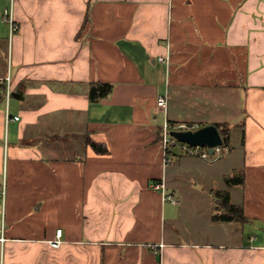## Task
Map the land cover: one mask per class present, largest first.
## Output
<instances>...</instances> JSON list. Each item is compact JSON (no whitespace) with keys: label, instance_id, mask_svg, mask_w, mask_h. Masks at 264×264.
<instances>
[{"label":"crops","instance_id":"0c3cea01","mask_svg":"<svg viewBox=\"0 0 264 264\" xmlns=\"http://www.w3.org/2000/svg\"><path fill=\"white\" fill-rule=\"evenodd\" d=\"M0 9V264H264V0H0ZM98 82L113 91L91 101ZM212 89L227 90L225 110L240 114L237 164L212 172L174 143L166 162L165 124H193L177 106L198 108ZM235 172L244 183L228 186ZM161 181L165 193L152 187ZM224 192L245 220L213 219ZM193 193L201 210L183 205ZM217 226L224 240L199 241Z\"/></svg>","mask_w":264,"mask_h":264},{"label":"rangeland","instance_id":"374dc122","mask_svg":"<svg viewBox=\"0 0 264 264\" xmlns=\"http://www.w3.org/2000/svg\"><path fill=\"white\" fill-rule=\"evenodd\" d=\"M3 9H0V19L1 17H3ZM211 92V98L209 101H204V103L202 104V106H198V108L191 106H188L187 104H179L176 103L175 107L177 106V109H179V114L183 116V119H186V121H188L189 123H193L194 127H197V125H200L202 122L206 123L207 121L210 120H214V118L218 119V118H223V119H227V121L225 122H220V123H216V124H221L224 126V128H230L231 129V141H230V146L228 148H224L225 152L224 154L221 156V158H218V156H214L211 158V160H206L203 159L201 157L198 156H191L193 158H196V160H203L204 162H206L207 164L212 165L210 168L212 169V172H214L215 170H219L220 171H226V169H228L229 171L230 166L232 167V164L236 165L237 162H233L232 159L233 158H237V150L241 149V145H242V136H243V131L241 128L238 127L237 123L239 124L241 121H238L240 119V114H234V115H230L229 112H227L225 110V98L227 97V90L225 89H212L210 90ZM199 100V99H198ZM237 103H235V109H237ZM173 115H176L173 112ZM185 122V123H188ZM180 124H177L176 122H173L170 124L171 127H176L179 126ZM188 125V124H185ZM216 126V125H215ZM196 129V128H195ZM223 129V128H222ZM175 130V129H174ZM178 130V129H177ZM173 143L176 144V141H172ZM170 145L172 146L173 144L170 143ZM181 143L176 144L175 148L180 151L181 150ZM173 147V146H172ZM236 149L234 155H232L233 153H231L232 151H234V149ZM183 154V153H182ZM233 156V157H232ZM235 160V159H233ZM228 162V163H227ZM198 164V163H197ZM203 164V163H202ZM201 163L199 164V169L202 170V173H207L209 172L211 169L210 168H206V164L204 167V164L202 165ZM222 180L221 178L219 180H217V184L218 185H222ZM209 184V183H207ZM205 184V185H207ZM197 188V186H195ZM200 189V188H199ZM196 193V192H194ZM194 193L192 195V199H188L186 202H184V207L186 208V210H190V209H194L197 208L199 210H201L198 206L199 204L197 203V201L200 199L198 197H194ZM213 230L211 231L210 228H208L207 232L200 233L198 234L199 236V241H221L224 240V233L222 230V227L217 226L216 228H212ZM213 232V233H212ZM253 233V232H251Z\"/></svg>","mask_w":264,"mask_h":264},{"label":"built area","instance_id":"2783aa9c","mask_svg":"<svg viewBox=\"0 0 264 264\" xmlns=\"http://www.w3.org/2000/svg\"><path fill=\"white\" fill-rule=\"evenodd\" d=\"M4 16H5V20H7V22L9 23V28H10V37H14V35L19 31V25L13 15V1H12V6L10 9H6L5 12H4ZM169 58L168 57H160L159 58V61L160 62H168ZM10 78H8V85L10 86ZM158 106L159 107H162V108H166L167 107V99L165 96H160L159 97V100H158ZM15 120H19V117H15L14 118ZM189 127V125H185V124H180L179 126H176V127H171L170 126V123L168 124H165V129H164V137H163V150H164V153H165V161L166 162H172V159H171V154H170V143L173 144L172 141H176V144L180 143L178 142L175 138H173L170 134L171 130H187ZM176 144L174 143V145L176 146ZM182 146H181V152L183 154H186V155H191V156H198V157H201L203 159H206V160H211L212 157L214 156H218V158H221V156L224 154L225 152V147L222 145V146H217L215 148V151L213 154H210L209 153V150L207 147L203 148V147H200V146H190L189 144H186V143H181ZM153 188L157 189V190H163V193H165V189H166V185H165V181H161V182H154L153 185H152ZM1 195H5V190L2 189L0 191V196ZM165 197L167 199H169L172 203L174 204H177L178 201L177 199H175L172 195L170 194H165ZM57 236H58V239L57 240H54L52 241V245L54 247H59L60 244H61V237H62V230H58L57 231Z\"/></svg>","mask_w":264,"mask_h":264},{"label":"trees","instance_id":"16d2710c","mask_svg":"<svg viewBox=\"0 0 264 264\" xmlns=\"http://www.w3.org/2000/svg\"><path fill=\"white\" fill-rule=\"evenodd\" d=\"M113 91V85L107 82H98L91 85L89 97L91 101H98L109 96ZM170 122V120H169ZM173 122H170V124ZM219 129L221 136L223 138L225 148L230 146L231 141V129L224 128L221 124H215ZM223 128V129H222ZM91 145L95 147L98 152H103L102 147L98 146L95 142H91ZM225 182L228 186L241 185L244 183L243 172H235L231 176L225 178ZM225 197L221 200V208L223 212L221 214L215 215L214 220L217 221H243L245 220L243 207L240 205L230 203V196L228 192L223 193ZM220 195V193H218Z\"/></svg>","mask_w":264,"mask_h":264},{"label":"water","instance_id":"95a60500","mask_svg":"<svg viewBox=\"0 0 264 264\" xmlns=\"http://www.w3.org/2000/svg\"><path fill=\"white\" fill-rule=\"evenodd\" d=\"M170 134L180 143H186L194 147H207L210 154L214 153L217 146L224 144L221 133L215 125L195 129L193 124H189L187 130H172Z\"/></svg>","mask_w":264,"mask_h":264}]
</instances>
